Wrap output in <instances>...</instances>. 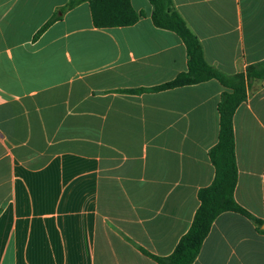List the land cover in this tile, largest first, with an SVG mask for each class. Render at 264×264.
I'll list each match as a JSON object with an SVG mask.
<instances>
[{"label":"crops","instance_id":"0c3cea01","mask_svg":"<svg viewBox=\"0 0 264 264\" xmlns=\"http://www.w3.org/2000/svg\"><path fill=\"white\" fill-rule=\"evenodd\" d=\"M224 73L264 59V0H172ZM0 0V264H157L188 229L214 175V78L157 91L186 49L143 15L96 28L88 3ZM238 204L264 229V80L232 117ZM191 264H264V232L236 212L211 223Z\"/></svg>","mask_w":264,"mask_h":264},{"label":"trees","instance_id":"16d2710c","mask_svg":"<svg viewBox=\"0 0 264 264\" xmlns=\"http://www.w3.org/2000/svg\"><path fill=\"white\" fill-rule=\"evenodd\" d=\"M82 1L88 3L91 22L96 28L131 25L143 15L142 11H136L132 7L130 0H67L38 28L33 39L39 37L44 30L61 17L58 13H63ZM148 2L152 6L150 14L152 24L173 31L184 43L187 68L167 82L149 88L126 91H157L211 78L216 79L224 87L217 105L218 139L208 151L214 175L208 185L197 190L199 203L188 229L178 238L173 250L168 255H156L139 247L143 254L157 264H191L200 250L212 221L221 212L232 211L244 215L255 223L260 232H264V229L260 228L262 221L238 204L233 196L237 181V169L232 127L234 111L246 99L251 82L264 80V59L248 64L242 71L224 73L205 60L200 41L176 10L172 0H148Z\"/></svg>","mask_w":264,"mask_h":264}]
</instances>
